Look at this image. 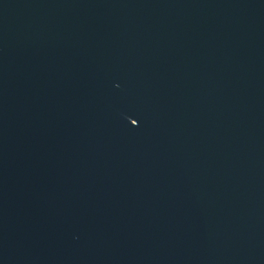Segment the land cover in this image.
<instances>
[{
  "label": "water",
  "instance_id": "water-1",
  "mask_svg": "<svg viewBox=\"0 0 264 264\" xmlns=\"http://www.w3.org/2000/svg\"><path fill=\"white\" fill-rule=\"evenodd\" d=\"M0 264H264V0H0Z\"/></svg>",
  "mask_w": 264,
  "mask_h": 264
}]
</instances>
